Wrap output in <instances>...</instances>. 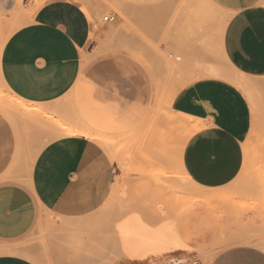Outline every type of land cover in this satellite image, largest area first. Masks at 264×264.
Here are the masks:
<instances>
[{"label": "rangeland", "instance_id": "1", "mask_svg": "<svg viewBox=\"0 0 264 264\" xmlns=\"http://www.w3.org/2000/svg\"><path fill=\"white\" fill-rule=\"evenodd\" d=\"M53 1L57 0H16L19 6H0V56L8 39L31 22L37 8ZM69 1L95 16L91 47L82 59L75 86L56 103L64 102L63 107L53 115L41 114L42 122L34 125L44 136L41 144L60 138L56 132L64 125L82 122L111 143L105 147L96 142L118 169L110 197L84 222V264H191L197 260L209 264L215 248L242 238L232 234L233 229L240 232L251 224L260 235L264 214H224L264 205V79L240 75L222 55L220 41L231 14L210 0ZM109 15L116 16L114 23L104 22ZM198 79L230 83L251 104L253 125L244 144L245 192L239 187L221 198L194 185L183 168L184 147L200 126L174 112L172 101L188 82ZM1 83L0 77V97L6 99L8 91ZM14 112L18 113L13 109L8 113ZM46 126L53 132L48 133ZM248 188L258 197L250 198ZM132 213L151 226L174 222L187 248L142 263L117 256L112 247L115 225ZM55 223L42 225L38 235L22 246L37 247L38 264H79V243L64 223L60 224L63 229L51 228Z\"/></svg>", "mask_w": 264, "mask_h": 264}, {"label": "crops", "instance_id": "2", "mask_svg": "<svg viewBox=\"0 0 264 264\" xmlns=\"http://www.w3.org/2000/svg\"><path fill=\"white\" fill-rule=\"evenodd\" d=\"M210 1L231 14L220 41L222 55L240 75L264 79V0ZM12 3L0 0L4 9ZM91 22L94 14L75 2L41 5L31 22L5 44L1 82L28 104L59 109L62 105L56 103L75 86L90 50ZM172 110L200 126L182 153L183 168L194 185L221 198L239 187L245 192L244 144L252 130L253 110L244 92L218 79H198L177 93ZM47 112L41 114L57 110ZM19 114L10 117L0 111V247L11 250L0 255V264H38L37 247L22 245L51 221L57 225L51 228L69 227L81 249L79 264H84V222L110 197L117 165L95 141L82 136L41 144L44 136L34 125L42 122L41 114ZM247 190L250 198L258 197L254 189ZM259 208L224 214H264V205ZM255 230L251 224L240 232L233 229L231 233L242 238L215 248L209 264H264V230L260 235ZM70 252L77 257L75 250Z\"/></svg>", "mask_w": 264, "mask_h": 264}, {"label": "bare ground", "instance_id": "3", "mask_svg": "<svg viewBox=\"0 0 264 264\" xmlns=\"http://www.w3.org/2000/svg\"><path fill=\"white\" fill-rule=\"evenodd\" d=\"M19 3L21 4L20 1L18 2V4ZM18 9L20 10V7ZM3 49L1 50V55H2ZM2 85L8 91V95H9V97L6 99L0 97V111L4 113L7 112L6 115H8V112L12 109L17 111L18 113H21L19 114L20 116H22L23 113L25 114L26 113H40V114L42 113L43 114L47 111L53 112V111L58 110V109H55L56 105L52 109L43 110L44 108L41 109V106L39 108V106L35 107L31 103L28 104L27 102H24L23 100L14 96L8 90V88L4 85V82ZM5 89L4 91H6ZM63 103L59 105H62L63 107ZM10 117H11V114H10ZM51 132H53V129L51 130ZM56 133L57 134L59 133L61 137L62 136H82L90 140H93L95 142L102 143L105 145V147H109L111 144L107 137H103L101 135L98 136L97 132L95 133L89 125L84 126V122H82L81 124L64 125V127L63 128L61 127ZM53 136L55 138V134ZM56 136L58 137V135ZM134 161H135V158H134ZM128 173H130V170ZM173 223H169V222L167 223V221H165L157 226H151L149 223H145L143 221V218L138 213H135V214L132 213V215H128L116 223L115 225L116 234H115V239L113 240L112 247L114 248V250L118 252L117 256L122 257V258H127V260L133 263H142V262H146L147 260H150L153 258L160 260L162 257H165V255L168 256V254L174 253L179 250H184L187 248L184 242H182L180 235L175 231ZM10 252H11L10 249L0 247V255L5 254V253H10ZM123 260H126V259H123Z\"/></svg>", "mask_w": 264, "mask_h": 264}, {"label": "built area", "instance_id": "4", "mask_svg": "<svg viewBox=\"0 0 264 264\" xmlns=\"http://www.w3.org/2000/svg\"><path fill=\"white\" fill-rule=\"evenodd\" d=\"M103 20L104 22L111 24L116 21V16L114 15L105 16ZM191 264H203V263L197 260V261H192Z\"/></svg>", "mask_w": 264, "mask_h": 264}]
</instances>
